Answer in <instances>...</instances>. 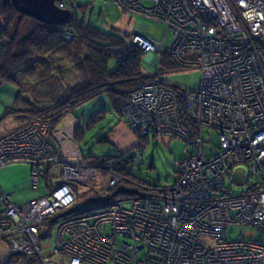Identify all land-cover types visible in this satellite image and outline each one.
Segmentation results:
<instances>
[{
  "label": "built area",
  "instance_id": "2783aa9c",
  "mask_svg": "<svg viewBox=\"0 0 264 264\" xmlns=\"http://www.w3.org/2000/svg\"><path fill=\"white\" fill-rule=\"evenodd\" d=\"M110 2L160 28L159 40L144 25L133 32L136 48L156 63L166 51L184 70L201 72L193 92L177 86L187 92L186 115L199 137L181 127L176 96L157 82L131 95L123 111L132 114L128 127L176 138L195 147V154L179 163V177L155 196L53 219L73 206L77 193L110 190L121 177L108 164L87 162L71 139L49 137L52 127L45 123L25 124L12 139L0 138V169L28 165L30 189H38L40 179L47 189L20 205L0 189V241L10 252L0 264L18 258L36 264H264V0ZM202 128L220 132V149L205 154L210 137ZM232 184L241 189L233 191ZM233 226L252 232L240 231L232 240Z\"/></svg>",
  "mask_w": 264,
  "mask_h": 264
},
{
  "label": "trees",
  "instance_id": "16d2710c",
  "mask_svg": "<svg viewBox=\"0 0 264 264\" xmlns=\"http://www.w3.org/2000/svg\"><path fill=\"white\" fill-rule=\"evenodd\" d=\"M59 5L72 12L71 20L66 24L48 25L20 14L10 3L0 0V85L7 84L17 90L16 100L5 115L19 113L17 116L25 119V124L38 121L55 128L67 114L74 116L78 107L92 102V106L99 107L90 113L88 122H85L84 115L75 117L80 125V135L75 133L79 144L84 137L85 127L88 128L89 124L103 119L110 112L123 115V109L129 106L132 94L157 82L176 96L181 127L191 137H199L200 131L188 120L185 109V94L194 90L184 88L187 91L185 93L164 80L159 82L158 74L145 76L142 72L145 54L131 44V34L124 39L114 33H104L86 25L83 19L79 21L72 2L61 0ZM157 64L164 74L184 70L166 51L158 56ZM124 122L128 127L127 117ZM201 132L210 137L203 147L206 155L209 154V148L220 147L219 131L202 128ZM137 138L138 143L133 148L141 151L150 140L166 139V136H144L137 131ZM103 141L108 142L105 138L100 140ZM184 154L186 157L180 162L192 157L195 147L187 146ZM83 158L94 165H110L121 181L110 190L77 193L73 206L59 212L53 219L84 209L102 207L106 202L158 194L160 186L146 185L133 178L128 169L132 160L122 154L94 157L88 153ZM179 174L178 164L175 179ZM45 226L51 227L43 225L41 229ZM13 262L36 264L34 259L26 258H18V261L16 259Z\"/></svg>",
  "mask_w": 264,
  "mask_h": 264
},
{
  "label": "rangeland",
  "instance_id": "374dc122",
  "mask_svg": "<svg viewBox=\"0 0 264 264\" xmlns=\"http://www.w3.org/2000/svg\"><path fill=\"white\" fill-rule=\"evenodd\" d=\"M68 1L72 2L73 6L76 7L79 21L83 19L86 25L97 28L104 33H114L127 39V36L133 33L134 26L137 23L147 26V34L154 40H159L162 35L160 28L155 27L151 21L140 16H131L127 14V12L122 11L117 5L111 3L110 0L108 2L105 0ZM146 5L149 4L146 3ZM151 61L152 57L148 54H145L142 58V72L145 76L156 74L160 76V74H162L160 78L169 85L188 90H196L199 88L201 81V72L199 70L189 69L164 74L160 72V66L157 63L152 64ZM98 107V105L95 107L92 106V102L83 104L78 107L74 116L67 114L55 128L49 129V132H47L48 136H53L55 140H58L60 136H64L67 140L71 139L72 142L78 146L82 156H86L88 153L94 157L122 154L126 159L129 158L132 160L128 169L134 179L150 186L157 185L165 187L170 185L175 180L179 162L182 158L186 157V154H184V142L177 139L168 140L166 137V139L150 140L149 144L141 151L134 149L133 147L138 143L137 131L134 132L127 127L124 122V118L127 117V114L132 115L131 112L126 114L123 113V115L120 116L110 112L107 113L103 119L89 124L88 128L84 126V137L80 143L77 144L75 133L80 135V125L75 117L79 115L81 118V116L84 115L83 118L85 122H88L90 113ZM141 113L144 115V112ZM11 115L15 116L14 114ZM13 116L8 117L14 119ZM21 119L23 118H19L17 121H10L6 125L3 124V120L0 123V138L6 137L12 139V137H15V133H17L18 129H21L19 131L25 129V127H23L25 126V119L22 122ZM5 126L7 128H5ZM102 138H105L108 142H100ZM236 168L246 170L244 166ZM24 169L27 170V173L26 179L23 180ZM4 171H8L10 174L14 173L13 175H15L14 179L16 182L7 192L11 194L10 198L12 202L20 205L46 194L47 189L41 179L38 189H30V166L14 164L0 169V172ZM250 181H253V179ZM230 187L236 192L241 189L233 184L230 185ZM119 203L124 207H128L131 201L126 199L121 200ZM228 231L230 233L229 238L232 240L237 238L240 231L243 234L252 232L246 228L235 226L228 227ZM258 238H260V235L256 233L255 239L257 240ZM51 240L52 238L46 239L43 243L47 245ZM121 241L122 240L119 239L118 243L120 244ZM9 256L10 252L6 244L0 241V261L4 262Z\"/></svg>",
  "mask_w": 264,
  "mask_h": 264
},
{
  "label": "water",
  "instance_id": "95a60500",
  "mask_svg": "<svg viewBox=\"0 0 264 264\" xmlns=\"http://www.w3.org/2000/svg\"><path fill=\"white\" fill-rule=\"evenodd\" d=\"M61 0H5L20 14L36 19L48 25L66 24L72 18L69 9L58 6ZM152 64L157 58L152 59ZM177 88V86H175Z\"/></svg>",
  "mask_w": 264,
  "mask_h": 264
},
{
  "label": "crops",
  "instance_id": "0c3cea01",
  "mask_svg": "<svg viewBox=\"0 0 264 264\" xmlns=\"http://www.w3.org/2000/svg\"><path fill=\"white\" fill-rule=\"evenodd\" d=\"M143 25H139V24H135L134 26V31L133 32H139L140 29L142 28ZM147 32V30H146ZM17 97V90L10 85L7 84H1L0 85V123L4 120L3 124L6 125L8 124L10 121H17L19 120V117L17 115L13 116L11 114H6L5 112L10 109L12 107V105L14 104L15 100ZM8 116H13L14 119H12L11 117ZM24 121L23 119H21V122ZM5 128H7L5 126ZM5 168V167H4ZM26 173L27 170L24 169L23 170V180L26 179ZM14 173L10 174L8 173V171H4V172H0V189L2 191H4L5 193H7L11 186L14 185V183L16 182L14 177L15 175H13ZM8 194V193H7ZM11 195V194H9Z\"/></svg>",
  "mask_w": 264,
  "mask_h": 264
},
{
  "label": "bare ground",
  "instance_id": "6f19581e",
  "mask_svg": "<svg viewBox=\"0 0 264 264\" xmlns=\"http://www.w3.org/2000/svg\"><path fill=\"white\" fill-rule=\"evenodd\" d=\"M159 75V74H158ZM155 76V75H154ZM161 187V186H160Z\"/></svg>",
  "mask_w": 264,
  "mask_h": 264
}]
</instances>
